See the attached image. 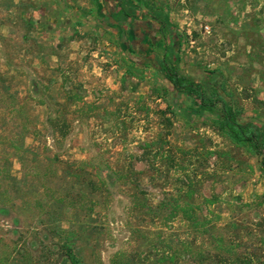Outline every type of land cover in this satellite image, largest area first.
<instances>
[{"label":"rangeland","instance_id":"rangeland-1","mask_svg":"<svg viewBox=\"0 0 264 264\" xmlns=\"http://www.w3.org/2000/svg\"><path fill=\"white\" fill-rule=\"evenodd\" d=\"M168 53L264 127V0H0V264H71L63 229L84 264H264L258 158Z\"/></svg>","mask_w":264,"mask_h":264},{"label":"trees","instance_id":"trees-1","mask_svg":"<svg viewBox=\"0 0 264 264\" xmlns=\"http://www.w3.org/2000/svg\"><path fill=\"white\" fill-rule=\"evenodd\" d=\"M126 11L124 7L117 13ZM128 12L125 13V16ZM152 18L165 23L161 14H152ZM168 53L159 61V69L174 87L176 92L190 96L196 100L201 111L214 112L220 106L221 115L216 118V125L236 144L247 146L250 151L257 156L261 173L264 175V127L255 122H242L238 118V113L231 103L226 101L219 94L208 93L207 90L193 78L182 74L178 66ZM73 232L63 229L60 237L63 239V252L71 264H84L83 259L75 251V238ZM74 239V240H73Z\"/></svg>","mask_w":264,"mask_h":264}]
</instances>
